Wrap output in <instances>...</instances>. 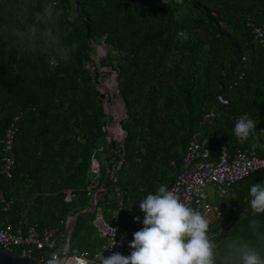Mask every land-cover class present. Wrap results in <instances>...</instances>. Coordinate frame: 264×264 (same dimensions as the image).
<instances>
[{"label": "trees", "instance_id": "1", "mask_svg": "<svg viewBox=\"0 0 264 264\" xmlns=\"http://www.w3.org/2000/svg\"><path fill=\"white\" fill-rule=\"evenodd\" d=\"M51 2L0 0V152L6 129L19 117L17 167L11 178L0 176L13 204L0 210V225L26 219L64 231L61 220L75 216L72 247L94 255L108 242L94 221L99 213L110 218L116 189L125 225L134 229L136 217L145 216L139 200L161 184L171 190L195 136L207 140L215 159L224 147L264 157V148L233 135L237 118L247 114L264 144V38L255 31L264 30V0H55L61 42L77 45L67 61L26 38L34 14ZM100 44L107 53L98 63L92 54ZM106 65L118 72L125 103L127 137L120 155L105 138L98 85ZM212 112L213 119L205 120ZM99 146L111 161L123 163L115 178H107L109 164L102 166L98 184L104 189L97 209L87 211L94 192L88 189L92 155ZM254 183H264V168L220 197L223 219L214 224L212 238L248 242L264 255V214H253L248 195ZM66 189L74 193L70 200ZM251 219L260 221L255 230ZM13 253L21 255L22 248ZM39 255L32 258L39 262Z\"/></svg>", "mask_w": 264, "mask_h": 264}, {"label": "built area", "instance_id": "2", "mask_svg": "<svg viewBox=\"0 0 264 264\" xmlns=\"http://www.w3.org/2000/svg\"><path fill=\"white\" fill-rule=\"evenodd\" d=\"M255 31L259 37L264 38V30L261 27H256ZM52 63L54 64L55 60H52ZM111 67L115 77L117 71L113 66ZM100 92L103 94L101 89ZM104 98V108L107 114L106 125L104 126L105 138L108 142L115 143V146L124 148L127 137V131L122 122L126 117L125 105L120 102L118 109L115 110L114 105H111L112 101H107ZM220 100L223 103L228 102L223 96L220 97ZM214 116L215 113L212 112L205 117V120H211ZM18 119L17 116L15 122L6 129L1 141L0 176L3 177L11 178L17 165L15 139L18 126L15 123ZM101 154L102 148H98L93 155L91 163L93 178L88 185L89 190H94L95 201L98 200L101 190L104 189L103 185L101 188H96L97 177L102 166L106 165L105 160L103 162L101 159ZM118 168H120V164L115 166L111 174L113 178H115L114 172ZM262 168H264V157L241 147H236L234 152L224 147L219 157L215 159L207 140H201L199 136H195L187 147L184 169L177 176L171 190L175 191L186 205L205 215L209 221L210 236L214 237L217 232L213 231V226L219 218H223L219 206L209 200L207 187L213 185L218 190L219 196L223 197L238 181ZM64 192L67 200L72 199L74 193L71 189H66ZM120 195V190L116 189L118 205L111 210L110 224L104 222L107 226L108 242L103 245L101 251L94 255L87 250L72 247V243H70L72 239L71 229L75 216L71 215L67 219L61 220L60 223H66L68 227L66 232L61 233L57 232L51 225L41 228L38 223H28L26 219H21L17 223H4L0 225V248L13 252L17 247H20L22 248L21 255L31 258L34 253L39 252L38 258L41 263L50 258L52 254H55L62 264H100L104 255L107 257L117 252L128 256L132 251L130 242L134 237V230H138L142 223L137 224V221L134 229L125 225L122 214L123 202ZM12 204L13 201L9 200L6 193L0 188V210L9 211ZM114 228L116 229L115 240L112 235Z\"/></svg>", "mask_w": 264, "mask_h": 264}, {"label": "clouds", "instance_id": "3", "mask_svg": "<svg viewBox=\"0 0 264 264\" xmlns=\"http://www.w3.org/2000/svg\"><path fill=\"white\" fill-rule=\"evenodd\" d=\"M164 2L167 3V0ZM60 15L55 0L45 4L34 14L26 38L67 61L77 45L68 46L61 42L56 28ZM103 45L101 48L104 50L106 46ZM257 124L247 114L242 115L236 120L233 135L240 143L251 139L252 148L258 145L264 148V144L260 143L261 137L256 135ZM248 195L253 214H264V183L252 184ZM139 202L140 210L145 214L144 227L133 234L131 254L125 256L117 252L107 257L104 255L100 264H264L261 250L248 242L225 240L218 243L210 236L209 221L205 215L186 205L166 185L161 184L155 193H148ZM139 219L137 216L136 220ZM249 223L255 230L260 221L251 219ZM112 235L115 240V228ZM42 264L62 262L52 254Z\"/></svg>", "mask_w": 264, "mask_h": 264}, {"label": "rangeland", "instance_id": "4", "mask_svg": "<svg viewBox=\"0 0 264 264\" xmlns=\"http://www.w3.org/2000/svg\"><path fill=\"white\" fill-rule=\"evenodd\" d=\"M101 45H97V47L95 48L92 56L93 58L99 63L101 58L106 56V53L104 52V50L107 48H104V50L101 48ZM91 64V63H90ZM111 66L106 65L105 67H101V74H102V78L101 81L98 85L99 90L101 89V91H103V95H104V99L107 101H112L111 105H114L115 110L118 109V104L121 102V104H124V100L123 98L120 96L119 94V89H118V81H117V76H118V72L117 74H115V77L113 75L114 71H112ZM107 90V91H106ZM107 95V97H106ZM108 108V106H107ZM109 110V109H108ZM208 195H209V200L212 201L213 203H217L220 204V196L218 193V190L216 189V187H214L213 185H210L207 187L206 189Z\"/></svg>", "mask_w": 264, "mask_h": 264}, {"label": "crops", "instance_id": "5", "mask_svg": "<svg viewBox=\"0 0 264 264\" xmlns=\"http://www.w3.org/2000/svg\"><path fill=\"white\" fill-rule=\"evenodd\" d=\"M4 136V135H3ZM3 138V137H2ZM2 141V140H1ZM98 148H102V154H101V159L103 160V162H104V160H105V163H106V165L107 164H109V166L107 167L106 166V168H107V178L108 177H110V175L113 173V171H114V169H115V166L117 167V165H119L120 164V167H121V165H122V163H123V160H118V161H116V159L117 158H114V160L113 161H111L110 160V153L109 152H107V151H105L104 150V147L103 146H99ZM233 149V148H232ZM1 150H2V144H1ZM111 152H113V154H125V146H124V148H121L120 146H115V149L114 148H112L111 149ZM232 152H234V150L232 151ZM0 154H1V152H0ZM95 154V152L93 153V155ZM93 155H92V158H93ZM17 157V156H16ZM99 157V156H98ZM110 161H111V163H110ZM110 165H112V166H110ZM103 166H105V165H103ZM16 167H17V165H16ZM16 169V168H15ZM119 169V168H118ZM102 170V169H101ZM90 171H91V169H90ZM116 173V171L114 172V174ZM13 174H14V172H13ZM90 174H92V176H90V178H93V173L92 172H90ZM101 176H102V171H100V173H99V175H98V177H97V181H99V179H101ZM104 185V184H103ZM102 187V185H100V184H98L97 183V186H96V188H101ZM104 188V187H103ZM102 191V190H101ZM94 194H92V196H93ZM100 195H101V192H100ZM100 197V196H99ZM99 199V198H98ZM92 198H91V207H92ZM212 202V201H211ZM97 203H98V200H97ZM216 205H218V206H220L219 204H217L216 203ZM90 207V208H91ZM97 209V208H96ZM95 209V210H96ZM94 210V211H95ZM70 216V215H69ZM68 218V217H67ZM66 218V219H67ZM140 218V217H139ZM75 219V218H74ZM138 220H136L135 219V221H134V223H136ZM104 222L105 223H108V224H110V218L108 219L103 213H99L98 215H97V217H96V219H95V221H94V226H95V229H96V231H98V233L103 237V236H105V237H107V239H108V235H107V226L104 224ZM73 223H74V221H73ZM139 223H142V226L140 227V228H138V230H136V231H139V230H141L143 227H144V225H143V220L140 218L139 219V221H138V223L137 224H139ZM60 224H62V225H64L65 226V229H64V231H59L58 230V228L57 227H54L56 230H57V232H59V233H61V232H66L67 230H68V227H67V224L66 223H60ZM52 226V225H51ZM128 228H130V229H132L133 228V226L131 227H128ZM72 230H73V224H72V229H71V232H72ZM135 233V232H134ZM103 248V247H102ZM102 250V249H101ZM100 250V251H101Z\"/></svg>", "mask_w": 264, "mask_h": 264}, {"label": "water", "instance_id": "6", "mask_svg": "<svg viewBox=\"0 0 264 264\" xmlns=\"http://www.w3.org/2000/svg\"><path fill=\"white\" fill-rule=\"evenodd\" d=\"M102 47H105L104 45ZM105 53L106 50L104 51ZM89 68L92 72V76L95 77L97 73V68L95 65L90 64ZM101 97L104 98V95L101 93ZM92 207L87 211H94L97 208V201L94 200V195L92 196ZM72 243V239L70 240ZM0 264H42L31 257L24 255H16L13 252L0 248Z\"/></svg>", "mask_w": 264, "mask_h": 264}, {"label": "bare ground", "instance_id": "7", "mask_svg": "<svg viewBox=\"0 0 264 264\" xmlns=\"http://www.w3.org/2000/svg\"><path fill=\"white\" fill-rule=\"evenodd\" d=\"M107 91V90H106ZM106 97H107V95H106ZM111 101V100H110ZM116 108V107H115ZM41 263V262H40Z\"/></svg>", "mask_w": 264, "mask_h": 264}]
</instances>
